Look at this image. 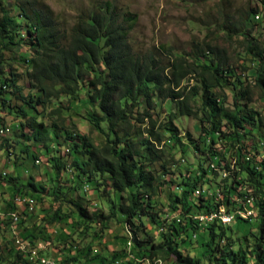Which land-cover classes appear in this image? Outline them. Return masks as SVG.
I'll use <instances>...</instances> for the list:
<instances>
[{
    "label": "trees",
    "instance_id": "obj_1",
    "mask_svg": "<svg viewBox=\"0 0 264 264\" xmlns=\"http://www.w3.org/2000/svg\"><path fill=\"white\" fill-rule=\"evenodd\" d=\"M6 1L10 0H0V113L12 112L20 117L15 129L19 127L18 137L24 141L21 152L28 150L25 142L40 143L39 154L44 156L46 164H51L55 181L48 188L36 184L32 177L25 183L18 179L19 184L11 186L12 195L5 199L4 206L11 213L16 212L18 201L33 198L35 210L37 196L42 194L56 201L62 193L59 179L66 173L69 182L81 183L84 191L91 189L100 204L90 212L69 198L76 227L83 231L89 228L100 239L110 220L122 223L127 233L125 244L131 240L129 251L135 258L154 260L173 256V264H264V149H260L264 142L256 146L249 143L255 132L264 131V125L259 113L248 106L247 98L249 82L264 95V64L237 74L219 58L214 59L210 46L180 54L169 49L163 55L134 52L129 32L136 15L108 0L97 1L80 14L68 34L60 30L51 10L39 0H12L18 9L15 15L4 9ZM261 3L264 7V0ZM258 18L257 9H250L242 25H235L232 31L242 34L244 51L258 57L261 63V48L246 38L250 21ZM12 45L24 46L28 53L21 55L29 80V91L23 95H20L18 74L3 67V51ZM189 77L193 78V84L188 83ZM225 91L232 98L231 108L224 107ZM10 92L19 96L21 107L13 109L9 105ZM62 96L71 97L73 104L50 110L48 114L54 119L49 123L38 119L41 113L38 106L44 107ZM165 100L173 103L178 115L199 116L200 133L196 139L189 133L180 136L170 112L166 123L160 125L155 121L154 109L160 108L159 104ZM83 104L90 106L88 121L92 129L101 133L100 144L62 126V113H73ZM193 104L198 106L195 108ZM165 140L182 155L175 171L170 172L174 180L162 178L167 173L165 163L154 165L162 157L157 145ZM10 142L5 137L0 142V149L7 154H13ZM35 150V146L31 147L29 156L33 164H39ZM188 151L195 154L192 163L186 159ZM217 170L222 171L219 180ZM4 176L6 173L2 179ZM166 182L174 187L166 192L167 209L158 211L154 197L159 185ZM248 195L253 197L254 215L234 216L242 221L254 218L257 222L248 252L240 246L239 239H231L227 224L214 220L200 225L193 218L195 213L209 212L219 206L233 212L244 206L242 203ZM104 203L108 213L103 212ZM32 213L25 207L23 216L16 222L20 238L34 237L21 227L22 217ZM59 213L54 211L52 219L60 217ZM168 214L173 217H167ZM9 220L12 221L10 215ZM147 220L158 229V242L146 233ZM97 226L100 234L95 230ZM139 232L143 233L141 238ZM37 239V245L44 240L39 236ZM192 241L201 248L196 258L181 250ZM126 251L123 249L104 262L92 257V247L88 244L82 255L86 262L96 260L98 264L135 263L125 260ZM10 255L11 260L4 264H33L18 252Z\"/></svg>",
    "mask_w": 264,
    "mask_h": 264
},
{
    "label": "rangeland",
    "instance_id": "obj_2",
    "mask_svg": "<svg viewBox=\"0 0 264 264\" xmlns=\"http://www.w3.org/2000/svg\"><path fill=\"white\" fill-rule=\"evenodd\" d=\"M39 1L51 10L52 17L58 22L60 30L68 34L80 14L87 12L97 1L105 0ZM108 1H111L117 8L127 10L136 15V21L129 32V43L134 52L151 51L162 53L160 55H163L164 53L167 54L166 49H169L175 54H180L187 53L194 48H205L210 46L216 55H214V59L217 60L219 58L222 62H225L233 68L237 74H243L245 68H249L250 71H253L259 67V64H264V7L261 5V0ZM3 6L9 15H15L18 12L12 0L6 1ZM250 9H257L259 18L254 22L250 21V29L247 31L248 36H246V38L249 39V42L254 41L261 48L263 53L261 63L257 61L258 57L249 55L244 51L242 34L232 31L235 25L239 27L242 25ZM23 52L25 55H28V53H26V47H14L13 45L10 49L3 51L4 70H11L18 74V84L22 87L20 95L26 94L27 91H29V80L25 74L27 68L22 60L23 56H21ZM163 61H165V58H163ZM247 72L249 73V71ZM187 80L189 84H193V78L189 77ZM248 85V106L259 113V117L262 118L264 125V95L252 82H249ZM31 91H33V89H31ZM78 95H76V97H78ZM225 98L224 107L231 108L232 98L228 91H225ZM21 102V99L15 92L11 93L9 105L13 106V109L19 106L21 107ZM72 104L71 97L62 96L58 99H53L44 105V107H37L41 112L38 115V119L42 120L44 123H49L54 119L48 114L50 110L57 106L65 107ZM159 105L160 108L156 106L153 112V117L157 123H160V125L164 122L166 123L167 113L170 112L174 115L172 123L177 127L180 136L189 133L193 139L198 137L200 133L198 127L199 116L178 115L173 103L167 100L162 101ZM197 106L198 104L194 105L195 108ZM88 111H90V106L83 104L76 108L73 113H62V126H66L69 131L89 137L95 144H100L103 137L100 132L91 128L90 122L88 121ZM0 115V124H3V127L7 129L5 134L1 137L4 136L10 139L11 151L13 152V154H7L3 149H0V264L9 262L12 252H18L22 257L24 256L28 258V260H31L33 264H40V259L42 258L53 260L56 264H67V259L70 260L69 264H98L96 260L93 262H86V258L82 255L83 248L86 245L89 244L90 248L92 247V257L96 256L97 259H103L104 262L113 259L114 255H119L123 249H129L131 243L128 240L125 244L127 233L124 229V225L116 220L109 221L108 229L104 233L99 231L98 226L95 227L97 233H101L102 235L100 239L94 236L95 234H92L89 228L83 231L79 227H76L74 222H72V220L74 221V215L72 213L73 208L68 202L69 198L77 201L90 212L97 209L100 204L91 189L84 191L81 183L69 182L66 173H63L59 179V186L62 189L59 198L54 201L52 197H49L47 194L37 196L39 198L35 210L34 207H32L31 210L28 209L29 211H33V213L24 216V218L22 217V229L25 233L34 234V237H29L27 239L19 237V231L17 229L18 224H16L17 221L9 220L11 211L4 206L5 199L9 200L12 195V192H9L11 186L13 184H15V186L18 185L19 181L25 183L26 180L32 177L36 184L51 188L52 182L55 181V179L53 180L54 174L51 169V164H46L44 156L39 154V151L42 150L40 143L25 142L28 144V150L27 152H21L24 148V141L22 138L18 137L19 127L17 126L15 129V124H18L20 117L16 114L13 116L12 112H1ZM10 127L11 129H9ZM263 132V130L255 132L254 139L250 138V146H256L264 142ZM3 138L0 139V142ZM63 139L64 138L60 136L59 140L64 143ZM31 143H34V145ZM34 146L36 148L34 153H38L39 155V164H33L31 156H29L31 147ZM261 146L260 149H264V144ZM157 148H161L162 157L156 160L154 164L155 167H158V164L161 162L165 163L167 173L162 178L174 180V175H171V173L175 171L177 161H182V155H180L179 150L174 148L167 140L157 145ZM194 155L192 151L187 152L186 159L189 163L193 162L195 158ZM256 159L258 160L259 157L257 156ZM11 162L13 165L9 164ZM181 167L184 168L185 166L183 167L181 165ZM220 170H217L218 180L222 177V171ZM177 171L174 172L175 175ZM5 173V179H2V174ZM56 183L58 184V182ZM8 185H10V187H8ZM173 187L174 184L168 182L161 186L159 185L158 193L154 197L156 210L167 209L166 192ZM5 189H7V191ZM3 191L4 195L2 194ZM18 206L16 213L20 219L21 216H23L22 212L25 205L19 204ZM102 209L104 213H108V208L105 203L102 205ZM54 211L60 212V217L52 219ZM170 215L171 214H168L167 217H170ZM256 224L257 222L254 218L246 221L234 219L227 225L229 229H231L230 234H228L234 241L239 239L238 243L240 246L248 252L251 250V245L254 241V233L252 232L256 231ZM145 230L146 233L152 236L155 242L160 240L158 237V229L148 220L145 221ZM38 236L44 240H41L37 245ZM142 236L143 233L139 232L138 237L141 238ZM181 250L186 255L196 258L199 256L201 248L198 243L192 241V243L183 245ZM72 258H74V260ZM76 259L78 260L76 261ZM34 261H37V263ZM173 263V256L167 259L161 258L157 262V264Z\"/></svg>",
    "mask_w": 264,
    "mask_h": 264
},
{
    "label": "bare ground",
    "instance_id": "obj_3",
    "mask_svg": "<svg viewBox=\"0 0 264 264\" xmlns=\"http://www.w3.org/2000/svg\"><path fill=\"white\" fill-rule=\"evenodd\" d=\"M7 131V129H5L2 125L0 126V137L2 136V135H4L5 134V132ZM36 163H39L38 162V160H36ZM247 195V194H246ZM24 199V198H23ZM245 199V202H243V203H252V216L254 215V213H255V209H254V207H253V197H251V196H249L248 195V197H245L244 198ZM20 200V199H19ZM241 201V200H240ZM243 201V200H242ZM20 202H21V205H25V207H27L28 209H32V207H33V204L35 203L34 201H33V198H28L26 201H25V199L24 200H20ZM240 204V203H239ZM36 205V204H35ZM221 207L222 206H219L217 209H215V210H212V211H209V212H201V219L202 220H205V221H214V220H216V216L217 217H227V211L225 210V209H221ZM233 210V209H232ZM214 211H216V212H214ZM229 214H230V216L231 217H234L235 215H238L239 217L241 216V217H243V218H245V216H246V209H237L236 208V210L235 211H231V212H229ZM11 215H14V212H12L11 213ZM173 216H172V214L170 215V218H172ZM195 220H196V217H193ZM19 218H12V220L13 221H17ZM235 218H228V224L229 223H231L233 220H234ZM129 241H130V243H131V245H132V242H131V240L129 239ZM17 242L19 243V241L17 240ZM23 242V241H22ZM21 242V243H22ZM130 248H132V246L130 247ZM130 248L128 249V248H126L127 249V251L126 252H128L127 253V255H126V257H125V260L127 259H129V260H132L133 262H137V264H150V261H152L151 259H148V258H135L136 256H135V254H134V256H132V253L129 251L130 250ZM124 256V255H123ZM122 256V257H123ZM155 260V262L157 263L158 261H159V259H154ZM116 261V260H115ZM161 261V260H160ZM127 263V262H126ZM40 264H42V262L40 263ZM53 264H56L55 262H53ZM130 264V263H129ZM132 264H135V263H132Z\"/></svg>",
    "mask_w": 264,
    "mask_h": 264
},
{
    "label": "built area",
    "instance_id": "obj_4",
    "mask_svg": "<svg viewBox=\"0 0 264 264\" xmlns=\"http://www.w3.org/2000/svg\"><path fill=\"white\" fill-rule=\"evenodd\" d=\"M246 158H248V155H246ZM18 204L21 205V202L18 201ZM242 204H244V206L242 208H239V209H246L245 218L251 217L252 216V203H242ZM221 209H225V208L222 206ZM214 212H216V211H214ZM11 217L12 218H19V216H18V214L16 212H14V215H11ZM193 217H196V221L200 225H207L209 222H212V221L202 220L201 219V212L195 213L193 215ZM228 218H234V217H231L229 212H227V217H217L216 216V220L220 221L223 224H227V225H228ZM132 256H133V254H132ZM40 262H42V264H53L54 261L42 258V259H40ZM135 264H137V262H135ZM150 264H157V263L155 262V260H152V261H150Z\"/></svg>",
    "mask_w": 264,
    "mask_h": 264
}]
</instances>
